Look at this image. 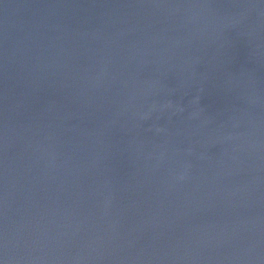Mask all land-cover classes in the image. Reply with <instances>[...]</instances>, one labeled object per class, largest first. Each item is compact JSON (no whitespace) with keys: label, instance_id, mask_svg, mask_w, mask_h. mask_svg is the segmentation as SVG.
<instances>
[{"label":"water","instance_id":"1","mask_svg":"<svg viewBox=\"0 0 264 264\" xmlns=\"http://www.w3.org/2000/svg\"><path fill=\"white\" fill-rule=\"evenodd\" d=\"M0 264H264V0H0Z\"/></svg>","mask_w":264,"mask_h":264}]
</instances>
